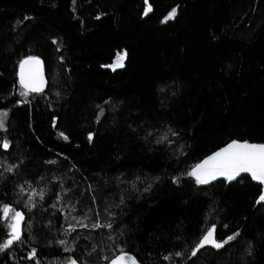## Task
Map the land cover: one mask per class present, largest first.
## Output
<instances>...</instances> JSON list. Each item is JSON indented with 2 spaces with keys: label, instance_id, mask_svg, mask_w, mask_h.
<instances>
[{
  "label": "trees",
  "instance_id": "16d2710c",
  "mask_svg": "<svg viewBox=\"0 0 264 264\" xmlns=\"http://www.w3.org/2000/svg\"><path fill=\"white\" fill-rule=\"evenodd\" d=\"M25 55L41 57L46 86L17 104ZM0 109L11 122L0 141H13L0 147V165H19L0 179V207L26 202L29 193L15 191L25 180L52 189L45 200L32 194L31 211L20 204L28 244L0 251V264H35L31 247L41 264L70 255L107 264L117 245L139 264H264L257 182L185 187L171 179L232 139L264 142V0H0ZM162 135L173 143L157 144ZM212 223L217 238L240 228V240L191 256ZM59 239L76 241L75 251ZM175 251L185 255L163 259Z\"/></svg>",
  "mask_w": 264,
  "mask_h": 264
},
{
  "label": "snow or ice",
  "instance_id": "6c2138e0",
  "mask_svg": "<svg viewBox=\"0 0 264 264\" xmlns=\"http://www.w3.org/2000/svg\"><path fill=\"white\" fill-rule=\"evenodd\" d=\"M176 7H173L171 11L164 17V21H167L169 18L174 17L176 13ZM32 17L29 15L24 16V20H31ZM53 43H56V38L52 39ZM63 60V57H60ZM19 71L17 73L18 85L19 88L15 89L19 92L21 97H24L25 100H17L16 103H25L30 101L27 100L30 94L33 93H43L46 86V78L43 69V61L39 55H25L22 59L18 61ZM15 88V86H14ZM163 88L161 89V91ZM173 95L176 93L173 92ZM59 95V93H58ZM111 98L109 97L104 103H110ZM99 107V106H98ZM100 113H104L105 109L100 108ZM57 117H53L52 125L56 127ZM10 119H9V110L0 109V133H7L10 129ZM168 131H172L171 128ZM172 135L178 136L176 132H172ZM59 136L63 139L68 140L69 137L64 132H59ZM94 133H88V139L91 142ZM38 139V137H37ZM167 142L172 144L173 142L168 139L167 135H162L156 140L157 144L162 142ZM13 144V141L9 140L7 136L0 141V147L7 150ZM63 156L64 154H59ZM65 159H67L65 157ZM49 164H56L57 160L53 159L47 161ZM4 167V171L0 172V179L4 178L5 172L13 173L19 167L18 164H9L7 161L4 164L0 165ZM242 174H248V176H243ZM250 177V179H249ZM190 178V179H184ZM40 181L44 180V177L37 178ZM54 180H59V177H53ZM155 181H159L160 177H155ZM172 182L180 186H190L192 182L196 185H210L213 181H218L221 183H227L231 185L232 183H242L245 180H248L249 183L257 182L254 186L259 190V196L255 200L254 207L257 205H264V142H253L249 139H232L223 147H220L218 150L212 152L210 155L205 156L199 162L194 163L191 166L189 171L180 173L178 176H173ZM136 180H141V177L137 176ZM133 187H135V182ZM26 185H33L32 180H25L23 183L18 184L16 187V193L18 196H23L25 193H29L27 200L21 201L19 199L15 200L12 203H2L0 207V214H2V222H0V237H6L3 239V242L0 243V251H4L7 254V251L14 246H24L28 244V240L24 238V229L22 228V222L25 221L24 211L19 210V206L23 203L24 207L31 211L32 208L36 207V204L33 203V195L39 196L41 200H45L48 192H51L52 189L44 188L37 189V187L31 186L26 187ZM152 183L149 182L144 188V192H150L152 189ZM47 188V191L45 190ZM139 190V189H137ZM63 191H67V188H64ZM55 198L60 199L59 192L55 193ZM121 203H123V198H121ZM55 206V205H53ZM211 207V205H210ZM215 210V209H213ZM110 216H115V212H109ZM87 219V217H83ZM49 224L51 222L49 221ZM74 226L71 223L67 224V229H72ZM86 227V225H85ZM93 228L101 227L98 223H93ZM106 227L113 229L112 222H108ZM216 224L212 223L211 227H208L204 232L202 237L199 239L198 243L191 248V256H197V253L203 249L205 246H212L216 250L225 249V246H230L232 242H238L242 236L240 228H237L231 234L223 238H217L216 235ZM226 227V225H225ZM67 229L65 231H67ZM120 235H123V232H120ZM35 239V237H32ZM79 239V238H78ZM179 239V237H177ZM49 244L52 241L48 242ZM59 246H64L63 251L65 252H74L76 249V241H73L71 246H68V243L65 239H59L56 241ZM253 253L252 242L249 241L245 249L246 255H251ZM175 255L176 257H183L185 254L182 251H175L173 253H168L163 255V259L168 261ZM37 257V248L31 247V250L27 253V258L29 260L35 259V264H41L40 259ZM56 261H60V257L53 258ZM61 264H86L82 258L78 259L75 255H70L66 257ZM109 264H139L136 255L125 250L123 245H117L114 249V254L111 257Z\"/></svg>",
  "mask_w": 264,
  "mask_h": 264
},
{
  "label": "rangeland",
  "instance_id": "374dc122",
  "mask_svg": "<svg viewBox=\"0 0 264 264\" xmlns=\"http://www.w3.org/2000/svg\"><path fill=\"white\" fill-rule=\"evenodd\" d=\"M169 12H170V11H169ZM169 12H168V13H169ZM168 13H167V14H168ZM167 14H166V15H167ZM166 15H165V16H166ZM174 15H175V14H174ZM172 18H173V17H171V18H169V19H172ZM163 20H164V18H163ZM121 56H122V55H120V57H121ZM117 59H118V58H117ZM120 59H121V58H120ZM118 63H120L119 59L117 60V62H115V63L113 62V63L109 64V66H110L111 68H116V67L118 66ZM107 264H109V263H107Z\"/></svg>",
  "mask_w": 264,
  "mask_h": 264
},
{
  "label": "water",
  "instance_id": "95a60500",
  "mask_svg": "<svg viewBox=\"0 0 264 264\" xmlns=\"http://www.w3.org/2000/svg\"><path fill=\"white\" fill-rule=\"evenodd\" d=\"M43 69H44V74H45V66H44V63H43ZM18 71H19V68H18ZM19 78V77H18ZM45 78H46V76H45ZM210 155V154H209ZM246 175H248V174H246Z\"/></svg>",
  "mask_w": 264,
  "mask_h": 264
}]
</instances>
